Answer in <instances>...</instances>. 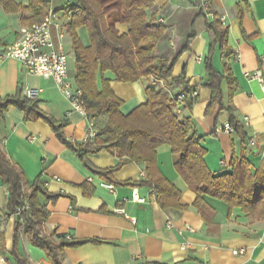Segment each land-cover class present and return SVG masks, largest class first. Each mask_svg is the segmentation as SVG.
I'll use <instances>...</instances> for the list:
<instances>
[{
  "label": "crops",
  "instance_id": "crops-1",
  "mask_svg": "<svg viewBox=\"0 0 264 264\" xmlns=\"http://www.w3.org/2000/svg\"><path fill=\"white\" fill-rule=\"evenodd\" d=\"M13 1L20 6L18 11L7 9L0 0V48L17 40L23 26L32 24V12L27 8L30 0ZM50 9L56 10L51 4ZM208 10L215 15L208 16ZM149 15L166 26L155 53L159 57L179 54L174 75L186 70L189 86L199 91L197 102L191 108L183 102L178 114L191 116L196 132L205 136V160L211 171L220 174L230 170L232 158L241 155L250 161L253 171L264 167V0H155ZM215 19L227 28V34L224 43L215 46L213 64L217 71L224 75L230 71L236 79L232 96L229 86L224 85L225 103L234 105L237 120L249 139H254L253 146L245 145L235 131L223 130L229 115L219 111V106L210 105L212 92L204 86V60L215 36L207 27ZM119 28L127 31V25ZM187 43L189 47L184 50ZM258 69L263 72L262 83L248 75ZM108 74L111 88L123 100L121 110L125 114L147 101L146 87L155 82L153 78L119 82ZM20 88L39 90L38 110L58 123H67L63 130L67 140L79 144L87 140L85 115L72 110L54 80L26 73L17 59L0 60V96H13ZM168 90L176 95L182 88ZM107 121V115L101 116L98 129ZM0 148L8 160L23 170L28 189L40 177L49 193L62 194L47 204L50 215L44 224L45 233H55L57 240L65 236L105 241L66 248V264H264V220H252L240 208L229 213L226 203L208 197L215 214L207 222L193 205L197 195L177 171L168 145L158 149L159 168L181 191L180 204L185 209L164 210L151 187L128 183L147 180L145 163L123 165L112 174L117 182H110L94 174L61 142L50 123L27 120L25 112L14 106L0 116ZM87 158L98 168L113 167L119 161L106 149ZM108 185H113L114 190ZM7 198V187L0 180L5 240L0 264L15 262L13 251L19 222L20 255L29 264H51L45 252L24 233L21 216L7 211Z\"/></svg>",
  "mask_w": 264,
  "mask_h": 264
},
{
  "label": "trees",
  "instance_id": "trees-1",
  "mask_svg": "<svg viewBox=\"0 0 264 264\" xmlns=\"http://www.w3.org/2000/svg\"><path fill=\"white\" fill-rule=\"evenodd\" d=\"M1 1L9 10L20 9L13 0ZM50 3V0L29 1L27 8L32 12V23L42 20L49 10ZM154 5L155 0H69L67 6L70 10V20L67 30L76 58L75 80L84 90L87 114L95 119L97 129L99 118L108 116L107 123L98 129L94 139H88L82 144L67 140L63 132L67 123H58L39 111L38 100L28 98L22 88L13 96H0V116H3L9 107L14 106L25 112L27 120L42 119L50 123L61 142L75 152L94 174L107 178L110 182H117L112 178V174L123 165L129 162L145 163L147 180L128 183L151 187L164 210L185 209L187 207L180 204L181 191L159 168L158 149L168 145L171 147L177 171L197 195L193 205L207 222H210L215 214L207 202L208 197L226 203L229 213H232L234 208H240L252 220H264V167L253 171L250 161L241 155L232 158L230 170L215 174L205 160V136L196 132L191 116H182L175 111L176 99L168 89L182 88L180 93L186 94L184 102L188 108L197 102L199 91L189 86L186 70L179 76L174 75L179 54L159 57L155 53L156 43L165 35L166 26L158 23L153 15H149ZM120 25H127V31L122 32ZM221 25V21L216 19L208 23V31L213 32L215 36L204 60L207 71L204 86L212 92L210 105L219 106V111L229 115V124L246 145L249 136L235 116L234 105L225 103L224 85L229 86V95L232 96L236 79L230 71L225 75L217 71L213 64L215 46L224 43L227 34V28ZM82 28L88 32V44H85L79 35ZM188 47L187 43L184 50ZM108 73L119 82L153 78L155 82L146 87L147 101L132 112L123 113V100L111 88L112 79L106 77ZM194 90L198 91V94L191 97L190 94ZM103 149L119 159L115 166L98 168L88 160L89 154L98 153ZM0 180L8 190L7 211L15 213L19 209L22 210L20 216L24 223V233L35 246L45 252L51 264H66L63 257L68 247L105 242L99 239L81 240L65 236L57 240L54 238L55 233H45L44 224L50 215L47 204L49 201L54 202L62 194L49 193L40 177L28 189L29 183L23 170L8 160L1 148ZM85 193L89 192L86 190ZM40 197H43V201ZM20 227L19 222L15 234L14 264H29L18 252Z\"/></svg>",
  "mask_w": 264,
  "mask_h": 264
},
{
  "label": "built area",
  "instance_id": "built-area-1",
  "mask_svg": "<svg viewBox=\"0 0 264 264\" xmlns=\"http://www.w3.org/2000/svg\"><path fill=\"white\" fill-rule=\"evenodd\" d=\"M206 7L208 8V5ZM208 16L212 17L214 13L208 10ZM66 26L67 24L63 22V17L59 12L50 9L41 21L23 26L17 40L0 48V60L5 58L17 59L23 63L26 73L54 80L60 92L69 100L72 110L85 115L88 122L87 140L94 139L98 134V129L95 119L87 114L84 90L71 81L68 76L69 56L64 44V39L68 33ZM248 75L260 83L263 82L262 70L258 69ZM38 92L37 89L26 88L24 90L25 95L31 99H35ZM197 94L198 91L194 90L190 96L195 97ZM173 98L176 99V111L180 113L179 106L185 101L186 94L178 93L173 95ZM223 130L227 133L234 132V128L229 123ZM248 145H254L253 138L249 139ZM221 164L226 165V162L221 161ZM108 187L114 190L113 185H108ZM21 212L22 210L19 209L17 214L20 215ZM119 212L124 213V209H120ZM4 247V223L0 214V252L3 251Z\"/></svg>",
  "mask_w": 264,
  "mask_h": 264
},
{
  "label": "rangeland",
  "instance_id": "rangeland-1",
  "mask_svg": "<svg viewBox=\"0 0 264 264\" xmlns=\"http://www.w3.org/2000/svg\"><path fill=\"white\" fill-rule=\"evenodd\" d=\"M50 2H51L50 4L52 5V7L60 8V10H58V12L63 17V22L65 24H67L69 21V18H70V10L68 9L69 7L66 5H69V0H50ZM50 4H49V6H50ZM66 29H67V26H66ZM79 35L85 44L89 43L88 32L85 28H82L79 30ZM64 44H65V49H66L68 56H69L68 57L69 78L74 83H76L75 76H76V71H77V65H76L75 54L73 51L72 39H71V36L69 35V33L66 34V37L64 39ZM106 77L109 78V74H106ZM175 111H176V108H175Z\"/></svg>",
  "mask_w": 264,
  "mask_h": 264
}]
</instances>
